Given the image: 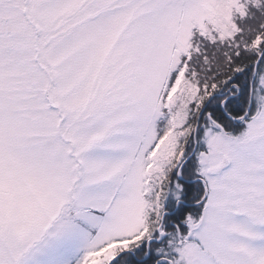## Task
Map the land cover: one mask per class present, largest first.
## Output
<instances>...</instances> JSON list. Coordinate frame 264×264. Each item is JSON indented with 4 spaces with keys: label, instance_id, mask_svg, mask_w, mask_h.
Segmentation results:
<instances>
[{
    "label": "snow or ice",
    "instance_id": "obj_1",
    "mask_svg": "<svg viewBox=\"0 0 264 264\" xmlns=\"http://www.w3.org/2000/svg\"><path fill=\"white\" fill-rule=\"evenodd\" d=\"M0 264H264V0H0Z\"/></svg>",
    "mask_w": 264,
    "mask_h": 264
}]
</instances>
